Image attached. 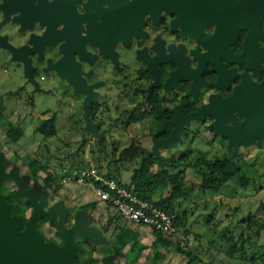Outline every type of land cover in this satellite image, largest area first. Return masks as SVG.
I'll return each mask as SVG.
<instances>
[{
  "label": "flooded vegetation",
  "instance_id": "flooded-vegetation-1",
  "mask_svg": "<svg viewBox=\"0 0 264 264\" xmlns=\"http://www.w3.org/2000/svg\"><path fill=\"white\" fill-rule=\"evenodd\" d=\"M259 3L0 0V54L14 58L15 53H22L21 60L31 66L33 77L29 80L33 82L38 74L41 80L56 78L64 94L81 101L82 115L91 92L90 117L96 132L88 130L85 139L92 150L135 146L151 151L156 141L170 136L178 111L196 113L226 101L264 107V11L256 20ZM43 37L50 43L35 46ZM21 60L19 66L26 71L27 64ZM59 69L83 78L88 92L76 91ZM229 114L232 121L222 122L223 126L239 125L247 130L250 122L264 123L239 110ZM217 117L207 115L186 125L178 149L193 147L200 135L207 134L203 145L218 142L229 151L221 158L230 157L240 166L246 162L245 152H263L264 139H254L250 144L240 142L233 155L230 139L212 127ZM191 126L200 134L188 138ZM137 127L142 131L131 135ZM49 222L39 221L41 234L51 227ZM263 223L259 222L255 231ZM65 226L72 224L66 222ZM250 226L246 223V230Z\"/></svg>",
  "mask_w": 264,
  "mask_h": 264
},
{
  "label": "rangeland",
  "instance_id": "rangeland-1",
  "mask_svg": "<svg viewBox=\"0 0 264 264\" xmlns=\"http://www.w3.org/2000/svg\"><path fill=\"white\" fill-rule=\"evenodd\" d=\"M40 76L37 75L36 82L29 80L18 60L0 54V107L3 108L0 109V165L8 174L17 176L16 180H6L3 183L1 193L6 195L9 190H17L30 199L29 192L34 191L40 196L37 199L38 204L42 202L46 211L56 207L57 218L63 215L64 222L70 225H73L80 213H86L87 228L99 239L78 235L77 254L79 256L80 253L81 261L91 260L95 264H106L111 256L115 258V264H151L156 255L153 247L155 239L151 230H137L138 227L118 218L117 212L95 200L93 192L87 187L63 183L67 174H73L85 165L99 164L108 167L121 149L89 148L85 139L88 130L85 129L86 122L81 113V101L73 99L71 94H64V89L56 78L41 80ZM53 114L56 116L57 133L52 137H45L38 131V126ZM10 124L22 128L23 136L17 142L11 141L7 136ZM190 129L192 131L187 134L188 138L192 134H200L194 133V126ZM139 131L142 129L137 127L130 134L135 136ZM118 135L125 138V142L128 140L126 135ZM208 137L207 134L200 135L193 147L187 150L181 147L178 149V146L161 150V162L170 158L178 159L189 151L192 154L181 167L186 169L188 166L185 182L189 186V196L177 205L178 213L182 218L185 217L186 229L174 228L165 234L173 244L159 248L164 258L158 264H187V257L178 251V245L184 249L190 248L208 264H261L264 228H257L256 231L255 228L264 220V150L257 153L245 152L246 162L242 168L251 179L246 187H240L236 180H232L218 193L203 191L200 188V158H221L229 153L227 149L220 148L218 142L210 147L203 145ZM210 139L211 135L209 141ZM144 153L147 155L146 150L142 155ZM141 159L142 157L132 162L113 164L111 168L116 172L120 171L122 182L129 184L133 170ZM35 160L43 166L36 173L33 168ZM235 163L238 164L236 161ZM48 175L52 177L51 182H46ZM94 201L99 204L97 208H84ZM23 210L30 219L34 207ZM50 218L42 217L37 220L36 225L39 226V221L45 222L49 219L48 224L51 227L43 235L59 244L63 237ZM249 222L250 230H246L245 224ZM124 229L136 230L134 232L138 236L131 238L119 250L117 246L120 242L117 238ZM186 230L190 233L186 234Z\"/></svg>",
  "mask_w": 264,
  "mask_h": 264
},
{
  "label": "water",
  "instance_id": "water-1",
  "mask_svg": "<svg viewBox=\"0 0 264 264\" xmlns=\"http://www.w3.org/2000/svg\"><path fill=\"white\" fill-rule=\"evenodd\" d=\"M258 9L256 11V20H258L260 12L264 11V0H259ZM50 43L49 39L43 37L39 41L35 42V46L41 47L43 43ZM22 53H15L14 58L21 60ZM13 58V59H14ZM24 61L27 64V76L31 79L32 69L28 61ZM60 73L76 86V91H87L84 80L77 74L73 77L71 73L63 71ZM88 97L85 100L83 110L84 118L86 122V129L91 132H96V126L93 125L90 117V106L93 100V95L88 92ZM252 104V103H251ZM242 105L241 103H234L233 101L218 102L215 106H206L203 110L184 114L178 111L175 117V127L172 130L169 137L156 141L151 151L146 150L147 156H155L162 158L161 149L177 147V143L181 140L182 133L185 126L191 124L193 121L202 120L207 115L217 117L212 127L216 130V133L223 135L230 139V143L234 145L233 155L237 153L238 145L244 141L246 144H250L254 139H258L261 142L264 139V123L256 121L248 123V129L244 130L239 125L223 126L222 122L229 123L232 121V116L229 114L230 110H239L245 115H256L259 119L264 121V107L260 108L259 105L252 104ZM144 150L141 149V153ZM17 179L16 174H8L0 165V264H77L75 262L79 242L76 240L77 235L84 236L85 238L98 240V236L88 230L86 224V213H80L73 225L67 228L64 223L63 215L57 218V208L50 210L44 209V204L37 203V199L40 198L34 191H30V203L34 207V213L24 228L23 220L20 217L11 215V208L7 202V197L1 193V188L6 180ZM24 190V183L22 185ZM23 190L22 193H25ZM26 194V193H25ZM50 216L53 224L58 228L59 234L63 237V243L59 245L55 241H46L43 234L37 229V220ZM264 228V223L260 225L259 230ZM114 257L108 258L106 264H115ZM81 264H95L91 260H87Z\"/></svg>",
  "mask_w": 264,
  "mask_h": 264
},
{
  "label": "trees",
  "instance_id": "trees-1",
  "mask_svg": "<svg viewBox=\"0 0 264 264\" xmlns=\"http://www.w3.org/2000/svg\"><path fill=\"white\" fill-rule=\"evenodd\" d=\"M0 109L2 110L3 108L0 107ZM38 131L45 137L54 136L57 133L56 117L52 115L51 117L44 119L43 122L38 126ZM7 136L11 141L17 142L23 136L22 128H18L10 124L8 126ZM191 154L192 152L189 151L179 159H169L161 162V160L155 156L146 155L145 157H143L141 150L138 147L132 146L126 149H122L117 158L112 160L108 167L99 164H97L96 167H98L100 170H105V168H107L105 171L110 178H114L117 181L123 183L121 180L120 171L116 172L112 170L111 166L120 162H132L135 159L142 157L139 165L133 170L130 183L124 184L129 189H132L139 198L149 200L156 204L159 208L167 211L168 213L174 214L176 216V219L173 224V229H186V224L184 222L185 217L182 218L180 213H178L177 205L179 202L186 200L189 196V186L185 182V173L188 166L186 169L181 167L183 166V163H186L188 161L189 155ZM199 161L201 165L200 168H202V170L199 168L200 174L202 176L200 188L203 191L210 190L218 193L229 181L236 180L240 187H246L251 181V179L244 173L242 166L235 163V161L230 157L215 159H207L205 157H202ZM91 166L94 165L88 164L83 166L79 170ZM33 168L34 173H36V171L38 169L41 170L43 166H41V163L35 160ZM176 169H179V171L175 172L174 170ZM79 170H77L75 173H77ZM69 175L72 174L69 173L66 176ZM48 176L49 178L47 177L46 182H51L52 177L50 175ZM5 196L7 197V202L9 203L11 208V215L20 217L23 220L25 228L27 222L29 221V218L25 216L23 209L33 206L30 203V199H28L29 197L21 194L17 190H9ZM156 197L158 199H155ZM98 205V202L94 201L84 208L86 210H91L97 208ZM117 217L122 219V217L119 215ZM140 229L144 230L146 228H137V230ZM134 231L130 229H124L119 233L117 238V240L120 242V244H118L117 246L119 250L122 249V247L126 246L129 241L132 240L131 238H137L138 233ZM185 233L188 234L190 232L186 230ZM152 235L155 239L153 247L154 250H156V255L151 264H158L164 258V255L159 250V248H163L166 246L169 247L173 244V242L166 238L165 234H162L160 232H153ZM195 236L199 238L198 235ZM178 251L187 257V264H208L203 262L201 257H199L198 254L193 252V250H191L190 248L184 249L182 246L178 245ZM75 262L77 264H81L84 262L80 260V253L79 256L77 254ZM261 262V264H264V253L261 256Z\"/></svg>",
  "mask_w": 264,
  "mask_h": 264
},
{
  "label": "built area",
  "instance_id": "built-area-1",
  "mask_svg": "<svg viewBox=\"0 0 264 264\" xmlns=\"http://www.w3.org/2000/svg\"><path fill=\"white\" fill-rule=\"evenodd\" d=\"M63 183L87 187L95 200L113 209L123 220L135 227H144L153 232L168 234L173 229L176 216L159 208L149 200L139 198L124 183L110 178L105 170L91 166L65 176Z\"/></svg>",
  "mask_w": 264,
  "mask_h": 264
}]
</instances>
